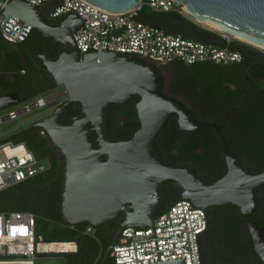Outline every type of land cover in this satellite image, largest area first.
I'll return each instance as SVG.
<instances>
[{"label":"water","instance_id":"water-1","mask_svg":"<svg viewBox=\"0 0 264 264\" xmlns=\"http://www.w3.org/2000/svg\"><path fill=\"white\" fill-rule=\"evenodd\" d=\"M87 1L115 12H126L143 2ZM177 1L186 7L188 17L209 20L222 28L218 31L264 45V0ZM2 6L6 19L19 17L61 46L58 58L50 52L42 53L41 58L57 86H65L68 100L34 125L42 127L65 156L64 217L71 224L88 221L98 227L125 214L99 264L111 253L121 229L153 224L163 207L166 194L161 188L167 180H174L183 189V198H190L197 206L237 204L246 216L255 249L264 260V225L251 219L260 206L258 196L264 184V170L251 171L229 148L228 170L213 183L191 166L166 162L156 147V139L170 116L177 114L181 130H197L199 123L187 105L164 92L163 74L158 66L111 51L82 56L74 39L82 24L76 13L56 24L47 20L38 5L28 1L0 0V9ZM135 94L140 96L135 107L140 127L128 139H111L108 129L111 103L125 104ZM19 101L17 92L5 94L0 97V110ZM72 101L81 103V111L68 124L61 116L68 112ZM156 264L185 263L181 260Z\"/></svg>","mask_w":264,"mask_h":264},{"label":"trees","instance_id":"trees-1","mask_svg":"<svg viewBox=\"0 0 264 264\" xmlns=\"http://www.w3.org/2000/svg\"><path fill=\"white\" fill-rule=\"evenodd\" d=\"M143 6L139 11L137 19L149 24L157 25L166 31L182 34L186 38L196 39L207 43H213L219 47H229L232 50L240 51L243 57L251 55V59L259 62L258 67L264 69V51L260 48L246 45L239 39L227 40L222 32L210 29L198 24L195 20L185 15L180 6H175L170 10H154L147 0H143ZM56 0L51 3L55 5ZM62 19H57L56 24H60ZM60 45L52 37L44 36L38 29H33L25 42H10L0 33V97L17 92L21 100L34 97L45 91L57 87L54 76L48 71L40 54L50 52L52 57L58 58ZM170 63H176L177 71L186 70L187 67L204 66L209 69L206 80L190 79L184 81L176 80V87L187 88L191 95L195 94L193 101L196 102L193 113H197V106L202 107L205 115L210 113L212 102L221 104L229 99L231 95L238 91H230L229 84L234 73L241 74L242 62L224 63L216 60H205L189 63L185 60L176 59ZM159 67V66H158ZM244 69V68H243ZM24 70V72L22 71ZM164 77V75H163ZM162 77V78H163ZM164 83V78H163ZM140 96H131L127 103L119 104L112 102L109 108L108 129L111 139L120 140L132 137L140 127L137 109H135ZM79 101L73 102L70 109V116L61 117L65 123H71L73 116L81 110ZM196 109V110H195ZM200 113V112H198ZM253 113V111H252ZM128 114L130 122L121 125V115ZM251 114V112H250ZM200 128L195 130H181L178 124L177 114L170 116L163 126L159 135L167 131L164 139V147L170 155L171 160L167 162L171 165H188L186 160H202L203 169L194 168L197 173L206 181L213 183L223 177L227 170L226 165L220 166L219 150L220 144L217 135L218 127L228 134L230 126L225 124L217 126L214 122L205 121L195 115ZM217 118V120L222 119ZM259 118V122L254 120L241 125L249 136L264 135V110L259 115L252 114V118ZM221 130V131H222ZM43 128L31 124L25 128L13 132L8 138L0 140V143L11 141L14 143L24 142L27 147L34 152L37 159L48 158L52 166L43 174L37 175L28 180L19 182L11 187L0 191V211L7 210H32L38 215V232L43 234L47 240L77 241L78 250L67 252V264H99L103 259L106 248L116 233V229L125 219L122 213L120 216L96 227V235L92 236L85 232L90 223L83 221L74 224V227L63 214V192L65 186L64 163L59 149L51 142L47 132L43 133ZM96 136V132L94 131ZM158 135V136H159ZM156 147L159 149L156 141ZM248 150L253 152L252 157H263L264 152L255 153V142L249 140ZM203 149L201 153L198 150ZM105 158V157H104ZM248 167V166H247ZM253 172H261L263 166H249ZM264 187L261 186L260 190ZM162 191L166 194L165 202L161 210L168 208L172 203L183 198V189L174 180H167L162 185ZM259 196L261 213L252 214L251 219L264 225V193ZM208 213V227L201 235L200 245L203 264H264L255 249L254 240L246 219L237 204L227 202L225 204L210 205L206 208ZM52 222L50 230L43 233L41 224L47 225ZM249 259V261H247ZM247 261V262H246ZM250 262V263H249ZM102 264H114L111 254L104 259Z\"/></svg>","mask_w":264,"mask_h":264},{"label":"built area","instance_id":"built-area-1","mask_svg":"<svg viewBox=\"0 0 264 264\" xmlns=\"http://www.w3.org/2000/svg\"><path fill=\"white\" fill-rule=\"evenodd\" d=\"M10 1V0H8ZM38 5L47 20H64L78 14L82 24L74 39L82 56L86 53L117 52L135 56L157 66L180 59L189 63L216 60L224 63L241 61L242 53L229 47H219L166 31L164 28L137 19L139 6L124 12L104 9L87 0H24ZM156 11L170 10L181 3L177 0H147ZM180 9L185 13V10ZM62 22V21H61ZM33 28L19 17L6 19L4 6L0 9V33L10 42L26 39ZM24 72V70H22ZM55 89L16 102L0 116V124L15 119L34 108L55 107L60 91ZM45 133V131H42ZM52 166L48 158L37 159L24 142L0 143V191L19 182L43 174ZM206 208L197 206L190 198H182L160 210L153 224L145 227L127 226L120 232L111 250L114 264H156L181 261L203 264L200 238L208 227ZM38 215L32 210L0 211V264H35L43 253H67L78 250L77 241L47 240L38 230ZM74 227V224H72ZM96 227L88 225L85 232L96 235ZM72 242L74 249L53 247Z\"/></svg>","mask_w":264,"mask_h":264},{"label":"flooded vegetation","instance_id":"flooded-vegetation-1","mask_svg":"<svg viewBox=\"0 0 264 264\" xmlns=\"http://www.w3.org/2000/svg\"><path fill=\"white\" fill-rule=\"evenodd\" d=\"M53 40L55 39L53 38ZM60 49H61V46H60ZM60 49H58L59 54H60ZM241 62L243 65H241L240 70H243V76H242L243 78L239 77L241 76V74L234 73L235 76H231L232 81L229 84V87L231 88L230 91L231 90L238 91V93L234 92V94L231 95V97H229L227 101L221 104L212 102L213 108L211 109L210 113H207V115H205V111H203L202 107H199V106H197V113H196L199 115V118L201 119L205 118V121L214 122V119H216L215 121H216L217 126H219V124L224 126L227 123L230 126L229 127L230 130L228 134L225 132V130H222L219 126L218 129L220 132L217 135L219 144L221 146L219 150L220 166L223 165L224 163L226 165L225 166L226 170H228V167H227L228 165H227V160H226V152L228 148L232 151L233 154H235L240 159V161L244 165H246V167L248 166V168L249 166L256 167V166L264 165V156L260 158L256 157V159H254L252 157L253 152H251L247 148L249 140H252L255 142V145H256V149L254 152L257 154L264 152V135L249 136L247 132L243 130V128L241 127L242 124L248 123L252 120L256 122L260 121L259 118H256V117L252 118V114L259 115L264 110V69L261 67H258L259 62L252 60L251 55H247V57H242ZM231 63H234V62H231ZM159 69L162 72L160 67ZM165 81H166V78H164V87H165ZM182 90L185 94L188 95L189 100L195 106L196 102L193 101L195 94L193 97V95H191V92L187 88H182ZM67 100L68 98L58 102L54 109H56L59 106H62ZM73 102L75 101L71 102V105L68 108V112L63 114L61 117H65L67 119V117L70 116L69 115L71 112L70 109L73 106ZM183 103L187 105V108H189V110L191 111V108L188 107L189 105L185 102ZM196 114L193 113L194 117H196L195 116ZM219 116H221L222 119L217 120V118H220ZM129 122H130V117L128 116V114L121 115V125H124ZM199 128H200V124H199L198 129ZM166 135H167V131L165 130L158 136L156 141H157V145L159 146V149H158L159 152L163 156L164 160L167 162L168 160H171V158H170V155L165 150V147L163 145ZM198 151L201 153L204 152L203 149H199ZM104 157L106 159L107 155H104ZM185 162L188 163L189 166L191 167H196V168H199L200 170H204L202 168L203 161L201 159L199 161L198 160H186ZM65 171L66 169L64 165V172ZM263 193H264V187L260 190V195H262ZM262 202L260 201V206L258 210L254 213H257V212L261 213L260 209H261ZM247 261H249V259ZM250 262L251 264L254 263L251 260Z\"/></svg>","mask_w":264,"mask_h":264},{"label":"rangeland","instance_id":"rangeland-1","mask_svg":"<svg viewBox=\"0 0 264 264\" xmlns=\"http://www.w3.org/2000/svg\"><path fill=\"white\" fill-rule=\"evenodd\" d=\"M195 21L202 26H206L210 29L217 30L216 28L207 24L203 20L196 19ZM223 36H224V33H223ZM226 39L231 40L229 38H226ZM262 48L263 47H260V49L264 51V48L263 49ZM260 57L264 59L263 55L262 56L260 55ZM159 67L161 68L163 74L165 75L164 78H166L164 92L170 97H173L175 99H178L182 102L187 103L189 105L188 107H190L191 109H194V105L189 100L188 95L185 94L182 89L176 87L175 85L176 80L178 81H184V79L185 80H190V79L206 80L207 76L210 75L209 69L204 66H197V67H187L186 70L177 71V67L175 63H167V64L160 65ZM54 89H55L54 91H60L59 102L68 98L69 95L64 85H58ZM54 108L55 107L50 109L49 106L47 105L42 106V107H37V108L32 109L29 112H25L21 114L19 117L15 119H9V120L4 121L3 123L0 124V140H4L8 138L13 132L20 130L22 128H25L33 124L34 122H36L38 119L45 117L46 115L50 114ZM7 109H9V107L1 109L0 116L4 115L7 112ZM60 155L62 158V162L65 163V156L62 154L61 151H60ZM52 226H53L52 222H48L46 226L44 224H41V227H42L41 231L44 233L46 229L50 230ZM67 256H68V253H60V252L38 254L35 257V264H67V261H66ZM1 257H3V255H0V258Z\"/></svg>","mask_w":264,"mask_h":264},{"label":"bare ground","instance_id":"bare-ground-1","mask_svg":"<svg viewBox=\"0 0 264 264\" xmlns=\"http://www.w3.org/2000/svg\"><path fill=\"white\" fill-rule=\"evenodd\" d=\"M183 8H185L184 10H186V7L185 6H183ZM197 20H202V19H199V18H196ZM203 21H205L207 24H209V25H211L212 27H214V28H216V29H222V28H220L219 26H217L215 23H213V22H211V21H209V20H203ZM224 33V32H223ZM224 36L226 37V38H229V39H234V37L233 36H235L236 38H239L240 40H242V41H246V42H251V43H253V44H256V46H259V47H263L264 48V45L263 44H261V43H256V42H253V41H251V40H246V38H244L243 36H240V35H237V34H235V35H230V34H225L224 33ZM233 37V38H232ZM263 178H264V176H263ZM54 248L55 247H58V248H62V249H74L75 247H76V244L75 243H72V242H64V243H59V244H53L52 245Z\"/></svg>","mask_w":264,"mask_h":264}]
</instances>
